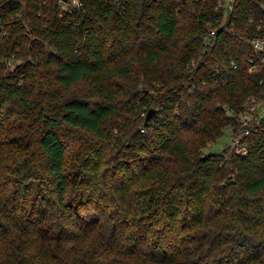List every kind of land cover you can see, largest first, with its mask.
<instances>
[{"label": "trees", "instance_id": "16d2710c", "mask_svg": "<svg viewBox=\"0 0 264 264\" xmlns=\"http://www.w3.org/2000/svg\"><path fill=\"white\" fill-rule=\"evenodd\" d=\"M81 1L0 0V264H264V0Z\"/></svg>", "mask_w": 264, "mask_h": 264}, {"label": "built area", "instance_id": "2783aa9c", "mask_svg": "<svg viewBox=\"0 0 264 264\" xmlns=\"http://www.w3.org/2000/svg\"><path fill=\"white\" fill-rule=\"evenodd\" d=\"M224 2V3H223ZM235 0H219V4L223 5L225 8L229 4L232 7ZM61 6L65 10H72L74 7H79L82 5L81 0H60ZM260 7L264 9V3L260 4ZM258 28L262 30L261 34L253 39L254 53L257 57H263L264 53V20L260 22ZM215 30L212 29L210 34H214ZM233 67L236 68L237 64L232 61ZM257 68V64L251 65L249 70ZM239 119L242 125L245 126L244 132L236 133L233 127H230L231 135V148L236 153L245 154L247 152L246 145L242 142V136L248 133L250 130L258 129L263 126L264 123V104L261 102L252 103L247 106L246 110L239 113Z\"/></svg>", "mask_w": 264, "mask_h": 264}, {"label": "rangeland", "instance_id": "374dc122", "mask_svg": "<svg viewBox=\"0 0 264 264\" xmlns=\"http://www.w3.org/2000/svg\"><path fill=\"white\" fill-rule=\"evenodd\" d=\"M223 135L218 138L215 142L209 144L206 148H204V151H220L224 146L231 144L232 139L230 135V128L226 127L223 130Z\"/></svg>", "mask_w": 264, "mask_h": 264}, {"label": "water", "instance_id": "95a60500", "mask_svg": "<svg viewBox=\"0 0 264 264\" xmlns=\"http://www.w3.org/2000/svg\"><path fill=\"white\" fill-rule=\"evenodd\" d=\"M154 113H155V108H150L146 114L145 121L149 120Z\"/></svg>", "mask_w": 264, "mask_h": 264}]
</instances>
